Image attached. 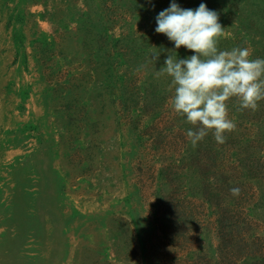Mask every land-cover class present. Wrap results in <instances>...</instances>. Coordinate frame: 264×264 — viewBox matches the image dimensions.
Segmentation results:
<instances>
[{"label":"rangeland","instance_id":"1","mask_svg":"<svg viewBox=\"0 0 264 264\" xmlns=\"http://www.w3.org/2000/svg\"><path fill=\"white\" fill-rule=\"evenodd\" d=\"M171 2L0 0V264H264V100L190 144L149 59ZM176 2L264 58V0Z\"/></svg>","mask_w":264,"mask_h":264},{"label":"clouds","instance_id":"2","mask_svg":"<svg viewBox=\"0 0 264 264\" xmlns=\"http://www.w3.org/2000/svg\"><path fill=\"white\" fill-rule=\"evenodd\" d=\"M155 19V32L173 44L159 70L156 64L160 52L153 51L149 57L154 62L155 76L169 79L170 111L193 126L185 133L193 147L209 133L223 144L226 133L236 128L229 117L228 102L235 98L241 110H254L264 100V58L253 59L247 47L220 49L225 29L217 11L203 2L193 9L172 0ZM181 47L193 54L180 58ZM230 191L234 196L240 193L238 187Z\"/></svg>","mask_w":264,"mask_h":264}]
</instances>
